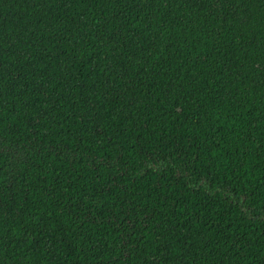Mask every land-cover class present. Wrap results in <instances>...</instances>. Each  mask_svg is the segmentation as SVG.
<instances>
[{
    "label": "trees",
    "instance_id": "1",
    "mask_svg": "<svg viewBox=\"0 0 264 264\" xmlns=\"http://www.w3.org/2000/svg\"><path fill=\"white\" fill-rule=\"evenodd\" d=\"M0 264H264V0H0Z\"/></svg>",
    "mask_w": 264,
    "mask_h": 264
}]
</instances>
